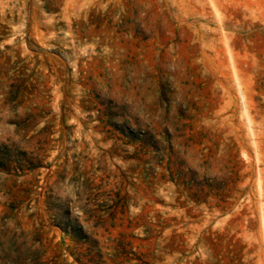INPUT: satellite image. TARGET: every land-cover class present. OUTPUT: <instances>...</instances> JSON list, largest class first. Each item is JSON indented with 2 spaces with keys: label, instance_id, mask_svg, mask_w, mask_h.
<instances>
[{
  "label": "rangeland",
  "instance_id": "obj_1",
  "mask_svg": "<svg viewBox=\"0 0 264 264\" xmlns=\"http://www.w3.org/2000/svg\"><path fill=\"white\" fill-rule=\"evenodd\" d=\"M0 264H264V0H0Z\"/></svg>",
  "mask_w": 264,
  "mask_h": 264
}]
</instances>
